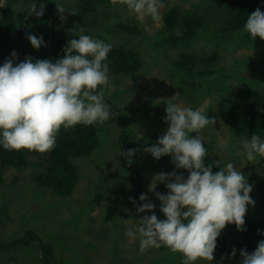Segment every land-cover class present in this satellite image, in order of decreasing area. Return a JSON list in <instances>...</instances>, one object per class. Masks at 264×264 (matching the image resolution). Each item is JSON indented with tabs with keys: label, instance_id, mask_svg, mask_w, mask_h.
<instances>
[{
	"label": "rangeland",
	"instance_id": "1",
	"mask_svg": "<svg viewBox=\"0 0 264 264\" xmlns=\"http://www.w3.org/2000/svg\"><path fill=\"white\" fill-rule=\"evenodd\" d=\"M4 1L0 0V5ZM259 1L264 9V0ZM162 2L164 7L160 9L162 20L159 22L152 21L150 17L141 22L125 5L110 3L107 12L98 14L102 27L98 24L86 27L84 32L93 39L137 49L143 64L133 75H120L109 70L108 84L102 88L104 102L109 106L112 117L103 124L92 125L101 143L89 155L74 159L79 178L69 196H60L35 179V175L44 170L43 154L25 153L29 159L27 165L5 167L0 182V243L19 239L25 231L32 229L41 237L40 240L53 246L54 257L50 264H182L181 254L172 253L167 247L150 248L141 253L139 236L133 239L126 235L129 228L138 224L140 213L137 212V202L130 201L129 190L124 187L123 176L127 170L120 164V128L122 125L128 128L126 124L129 123L136 136L146 135L147 128L148 131L156 128L164 135L168 127L164 119L167 103L200 110L215 120L199 133L208 149L205 166L206 162L220 161L223 168L232 163L240 170L252 186L249 195L255 201L254 205L247 206L244 219L247 216L258 217L257 210L261 209L262 202L256 197L260 188H264V179L259 180V176L264 175L261 167L264 163L259 157L256 163L247 161L242 138H237L226 122L228 104L222 97L233 85L264 87V77L260 79L264 70V41L258 36L251 39L247 32L229 34L224 31L225 0ZM68 6L74 10L75 0H68ZM172 6L182 14L197 10L203 15L201 35L191 46L162 44V35L166 32L161 33L160 28L165 12ZM120 22L136 25L143 31L133 34L116 30L115 26ZM72 25L73 21L67 27ZM173 32L180 33L177 29ZM256 38L261 43L259 47L253 45ZM182 52L206 55L217 52L219 58L213 64L217 72L196 78L202 84L199 88L193 89V86L181 88L184 92L179 90L174 85V76L181 79V75L177 71L173 76L175 67L172 61ZM218 70L230 76L225 87L219 82ZM154 102L160 103V108L157 109ZM189 135L195 137L196 133ZM140 158H145L147 166L141 176L145 193L153 200L156 206L153 211L157 217L162 218L155 192L167 194L168 189L164 183L157 182L155 190L149 192L154 175L175 170L187 178L188 172L175 169L170 154L156 160L150 153H141ZM247 163L251 165L250 171L257 170L251 179ZM220 235L231 243L240 239L235 224L226 225ZM40 257L36 241L0 250V264H40ZM241 259L238 256L227 257L216 245L211 262L198 260L195 264H240Z\"/></svg>",
	"mask_w": 264,
	"mask_h": 264
},
{
	"label": "clouds",
	"instance_id": "2",
	"mask_svg": "<svg viewBox=\"0 0 264 264\" xmlns=\"http://www.w3.org/2000/svg\"><path fill=\"white\" fill-rule=\"evenodd\" d=\"M110 2L125 5L141 22L148 17L154 22L162 20V0ZM56 10L64 21V7L57 4ZM32 15L43 16V4L39 10L36 3L29 5L27 16ZM244 30L251 39L258 36L264 41V12L259 8L253 11L247 17ZM79 31V37L68 41L63 58L55 63L47 59L33 62L30 56L16 63L17 53L13 51L11 59L0 66V145L4 149L50 152L56 146L61 127L103 124L112 117L101 88L108 84L110 69L106 60L112 45L83 34V28ZM27 39L37 50L44 43L42 37L35 35H28ZM165 111L166 133L143 151L156 160L170 154L175 169H184L188 175L185 178L175 170L154 175L148 191L153 192L157 182L164 183L168 189L167 194L155 192L160 201L159 211L165 218L158 219L153 211L156 206L141 194L142 203L137 212L151 215L137 219L138 224L129 228L126 235L133 239L139 236L141 253L164 246L172 253L181 254L182 264H195L198 260L211 262L216 240L226 225L235 224L238 231L246 230L247 206L255 204L249 195L252 186L232 163L215 173L212 165L205 166L208 149L199 133L215 123L213 118L174 103H168ZM241 144L247 161L256 163L257 157H264V140L259 135L242 139ZM135 151L130 149L127 155L132 157ZM127 163L131 165L130 160ZM235 255L236 249H233L231 256ZM240 256V264H264V240L258 242L251 254L241 249Z\"/></svg>",
	"mask_w": 264,
	"mask_h": 264
},
{
	"label": "trees",
	"instance_id": "3",
	"mask_svg": "<svg viewBox=\"0 0 264 264\" xmlns=\"http://www.w3.org/2000/svg\"><path fill=\"white\" fill-rule=\"evenodd\" d=\"M33 3L37 4V10L43 4V16H27L29 5ZM75 3V9L72 10L68 6V0H5L4 7L0 8V66L3 65L6 59H11L13 51L17 53L16 63L22 62L29 56L32 57L33 62L47 59L55 63L56 60L63 58V49L68 41L79 37V28L85 30L87 26L97 24L102 27L98 14L108 11L110 0H75ZM57 4L62 5L65 9V12L62 13L66 18L64 21L60 19L61 14L57 13ZM224 6L226 16L223 19V28L224 31L230 32L229 34L246 32L244 24L247 17L257 8L264 12L263 5L259 0H225ZM71 12L76 14L73 15ZM72 21V27H67ZM203 27V15L197 10L182 14L175 6H172L165 12L163 25L160 28L161 33L162 31L166 32L162 35V44L171 47L191 46L192 42L201 35L200 30ZM115 29L133 34H141L143 31L136 25L123 22L117 23ZM175 29L179 30L180 33H174ZM87 33L84 32L83 34L87 35ZM28 35L42 37L43 45L38 50L34 49L27 39ZM260 44L257 38L253 42L256 47H259ZM218 58L217 52L208 55L182 52L178 58L172 61V65L175 67L172 73L173 76L177 71L181 75V79L174 76V85L179 90L181 88H193V86V89L201 87L202 84L196 78L213 75L217 72L213 64ZM106 63H108L110 70L116 74L133 75L141 69L143 61L137 49L112 44ZM222 73L223 70H218V79L221 85L225 87L228 85L227 79L230 76ZM263 77L264 70L260 79ZM251 86L233 85L225 92L222 100L228 104L226 122L237 138L250 140L251 136L255 134L264 140V87ZM155 106L158 109L161 104L155 103ZM126 125L128 128H125L124 125L120 128V164L122 169L127 170L123 176L124 187L129 190L127 192L132 200L140 206L142 202L139 201V196L141 194L146 195L144 181L141 178L146 161L145 158H140V155L146 153L143 151L144 148L156 144L158 137L162 134L156 131V128L149 131L147 128L146 135L139 137L136 136L133 129L129 128V123ZM100 143V137L92 125L77 124L68 129L61 127L57 133L56 146L50 152L43 153L46 158L42 162L44 170L36 174L35 179L41 185L52 188L56 194L69 196L79 178L78 165L74 159L89 155L100 146ZM130 149L136 150L132 157L127 155V151ZM25 153H32L35 156L42 155L25 149L20 151L6 150L0 145V182L3 180V172L7 165L21 168L28 164L29 159ZM259 158L260 162L264 163V157ZM129 160L131 165L127 163ZM212 162H206V166L212 165L213 173L223 169L220 161ZM250 166V163L246 164L251 179L252 176L256 175L257 170L254 168L250 171ZM261 167L264 168V165ZM260 179H264V175L259 176ZM263 191L264 188H260L256 197L262 202L261 209L258 208L257 210L259 215L258 217L247 216L245 218L244 228L246 230L239 231L240 239L231 243L226 237L218 236L216 245L219 251L227 257H231L233 249H236L235 256L238 257H241V249H246L251 254L256 249L258 242L264 240ZM147 198L148 201H153L150 196H147ZM144 215H151V213H140L138 219ZM158 219L162 220L164 217H158ZM39 237L34 230L29 229L19 239L9 243H0V250L36 241L41 254L40 264H50L54 257V248L52 245L40 240L41 237Z\"/></svg>",
	"mask_w": 264,
	"mask_h": 264
}]
</instances>
